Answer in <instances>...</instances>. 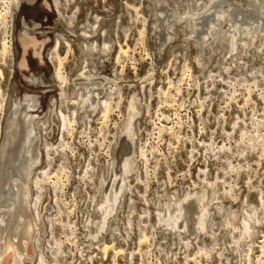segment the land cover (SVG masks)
Returning a JSON list of instances; mask_svg holds the SVG:
<instances>
[{"label": "rangeland", "instance_id": "374dc122", "mask_svg": "<svg viewBox=\"0 0 264 264\" xmlns=\"http://www.w3.org/2000/svg\"><path fill=\"white\" fill-rule=\"evenodd\" d=\"M20 1L0 0V141L10 105L28 95L36 98V118L48 121L45 139L54 147L51 158L41 157L35 165L46 203L43 228L34 244L37 256L24 264H264V45L258 47L259 38L251 42L246 37L244 50L240 44V54L233 58L226 42L209 38L211 32L204 27L192 35L183 16L169 19L171 9L206 0ZM211 1L224 7L232 2L242 10L234 19L248 23L259 18L264 29L260 0ZM252 8L256 12L243 11ZM23 21L36 25L28 35L37 43L25 51L19 39ZM225 27L222 23L221 29ZM205 32L202 42L207 44L202 46ZM103 40L110 41L107 53L83 52V44L100 45ZM55 51L63 65L61 80L55 75ZM96 74L111 79L104 82L103 95L111 97L106 98L110 108L103 117L102 107L83 112L77 102L81 92L72 90L78 91L73 83H80L82 75ZM132 98L138 108L132 121L134 135L120 148ZM53 114L58 116L57 125L50 120ZM61 114L69 121L64 125ZM40 135L44 136L42 131ZM122 148L132 153L131 173L136 176L128 175L125 199L119 198L123 201L96 231L98 174L105 176ZM187 192L194 199L205 194L210 227L188 238L156 222L165 198H182ZM249 202L255 205L260 224L254 225V235L244 245H235L238 218L249 212ZM186 226L187 233L192 232L190 217Z\"/></svg>", "mask_w": 264, "mask_h": 264}, {"label": "bare ground", "instance_id": "6f19581e", "mask_svg": "<svg viewBox=\"0 0 264 264\" xmlns=\"http://www.w3.org/2000/svg\"><path fill=\"white\" fill-rule=\"evenodd\" d=\"M24 1L28 2L29 0H24ZM157 1H159V0H157ZM209 1L210 0H206L203 2V4L201 3L202 5H198V6H195L194 3L192 4V3H190V1H188V4L190 6L188 5L185 8H183L182 10L178 9L179 11H176V10L171 9L169 19L172 17V19L176 20V19H180V16H183L182 17V19H183L182 23H183L184 27L188 26L190 28V32L192 35H193L194 31H199L197 29L198 27L199 28L204 27L205 31L211 32V36L209 38H212V40H215L216 42L220 41V40H223L226 42V44L228 46L226 48L227 53H228V55H229V53L231 54L230 57H233L234 55L236 57H238L237 54L238 55L240 54L239 53L240 50H238V46L240 44H241L240 46H242V47L247 45V40L245 39L246 37H248L251 40H252V38L254 39V37H255V39H256V37H257V38H259V40H258L259 46L258 47L264 45V43H262V41H261V38H264V36H262L264 34V29L260 28V26H259L261 23L259 18H257V20L253 19V20H251V22H248V23L241 21V20H238V19H234L233 17H239L240 18L242 10H240L238 7H235L236 5L234 6L232 4V2L231 3L229 2L230 4L227 2L228 5H226L224 7L223 3L217 2L216 4H209ZM247 1H249V0H247ZM211 2H213V0ZM236 2H235V4H236ZM260 2L262 5H259L260 3L257 2L258 6H259L258 10H260L259 14L264 16V4H263L264 0H260ZM17 3L21 4V1L18 0ZM55 3H57L56 0H55ZM165 5H167V3ZM255 6H257V4ZM240 7H241V5H240ZM230 11H232V16H231L232 18L228 17ZM243 11H245L246 14H248L251 12H256V9L252 8V9H246ZM165 12H166V10H165ZM159 13H161V10ZM159 13H158V15H159ZM165 14H168V13H165ZM160 15L162 16V14H160ZM242 15H244V14H242ZM245 16H246V19H252L251 17H248L247 15H245ZM253 16H255V15H253ZM258 17H260V16L258 15ZM263 19H264V17H263ZM173 22L170 26L173 25ZM253 22H255V24H253ZM222 23H225L227 25V27H225L224 30L221 29ZM174 25H175V23H174ZM156 27H157V25H156ZM188 27H187V29L189 30ZM90 28H91V26H90ZM187 29H186V32H187ZM217 29H219V30H217ZM169 30H171V28H169ZM183 30H181V31L183 32ZM221 31H223V32L220 33ZM92 33H91V35H92ZM197 34H199V33H197ZM192 35H191V38H193ZM240 35H243V36L240 37ZM200 36H201V34H200ZM206 36H207V32L202 34V40H200V42H201L200 44H202V46H206V44H207L206 43L203 45V42H202L206 38ZM170 37H167V38L169 39ZM193 39H195V38H193ZM193 41H194L193 43H196V44L199 42V41L197 42V40H193ZM253 41L254 40H252L251 42H253ZM109 42L110 41H108V40H106V41L103 40L100 45H93L94 43L83 44V46H84L83 52H85V51L89 52V53L95 52L96 54L100 53L102 55V53H105L110 48ZM196 44H195V46H197ZM208 45H209V43H208ZM56 46H57V43H56ZM56 46H55V48H56ZM55 48H53V49H55ZM111 48H112V46H111ZM243 50H244V47H243ZM121 52H123L122 49H121ZM55 53H57V52L55 51L53 53V57L56 58V62H57L56 63L57 64L56 69H55V71H56L55 75H56L58 80H61L62 77L60 78V75H61L60 72L61 71H59V67L60 66L62 67L63 65H60L61 63H60L59 59L57 58L59 53L57 55H54ZM88 55H90V54H88ZM97 57H99V56H97ZM87 58H90V57H87ZM85 59H86V57H85ZM209 59H211V58H209ZM116 60H117V58H116ZM94 61H92V63ZM82 78L83 79H80L81 80L80 83L79 82H76V83L72 82L73 86L76 87L78 90V91H76V90L72 89L73 93L76 94L77 92H79V93L81 92L80 94H78V95H80V97H79L80 100L77 101L79 103L80 109H82L84 112V109H86V108H89V109L91 108V110H96L95 109L96 107H102L100 109V111L102 112V117H103V115L105 116L104 113L106 111L109 112L107 110V107H109L110 105H108V102H107L108 99H106L109 96V94L107 97L103 95V93H104L103 90H104V86H105L104 82H106V83L110 82L111 79L108 77H105V76L97 75V74L96 75H82ZM116 88L117 87H114V89H116ZM105 92H106V89H105ZM109 97H111V96H109ZM77 102H73V103L76 104ZM10 106H11L10 109L8 108L9 110H7V113H6L4 129L2 131V138L0 141V264H24L26 261H29V260L31 261L33 256H35V255L37 256V254L35 253V250H34V248H35L34 244L38 242V237H39L38 233H40V231H42L40 229L43 228V227H41V226H43L42 225V219H41V213L43 210V205L46 203L45 202V198H46L45 193L46 192L44 191V189L41 188L42 186H40V184L38 183V181H40V180L39 179L37 180V178H38L37 174L38 173L36 174L37 168H35L36 167L35 165L40 162L41 157H45V159H48V157L52 153V149L54 147L53 148L50 147L51 145L47 142L46 139L43 138L44 136L42 137L44 139L43 143H42L41 136L38 135V132H41V131L43 133H45L49 129L48 128L49 125L48 126L46 125V123H48L47 120L46 121H39V119H37L36 117H33L32 114H29L32 111H34V110H30V108L33 109L36 106V104L32 100V98H25L23 103H21V102L17 103V101H13V103ZM82 110H80V111H82ZM126 110H127L126 119H125V123L122 127V131H121L123 133L122 135H123L124 140L122 139V142H121L122 144H120L121 145L120 148L126 147L125 144H126L127 139L128 140L130 139L128 141V142H130L132 139V134L134 133L132 121L135 117H137L136 114L138 113L137 104H136V101L134 98H132L129 101ZM86 113H87V111H86ZM93 113H94V111H93ZM86 115H84V116H86ZM61 116H62V118H61L62 122L61 123L64 125L65 124L64 122L68 121V119L65 121V117H64L65 115L63 116L61 114ZM55 118H58L57 114H53V116L51 117V121L53 123L56 122ZM71 118H72V115H71ZM104 118H106V117H104ZM68 124H67V126H68ZM56 125H57V122H56ZM55 150H56V148H55ZM119 152L120 153L116 154L112 158L107 169L104 170L108 176L106 178H104L106 176V174H105V176H103L104 174L102 171H100L98 174L97 186H99V188H101L100 189L101 191L98 195V198L100 197V199H99L100 203L99 204L97 203V210H98L99 218L97 217V220L95 221L96 229H97L96 231H98V230L100 231V229L102 230L107 219L112 216L116 204L120 200H122L119 198L122 196L123 191L126 190V188H128L127 182H129V181H127V180L130 177V176L128 177V175L133 173L132 172L133 171V166H132L133 165V157H132L133 155H132V153L130 154L128 151H126V148H122V150ZM49 158H51V157H49ZM132 175H135V174H132ZM31 183H34L32 186H34V185L36 186V189L34 192V195H35L34 198L30 197V192H32L31 191ZM34 187H32V188H34ZM99 188H96L94 194L97 192V190ZM56 191H57V189H56ZM125 193H126V191H125ZM194 197H195V199L193 198L192 193L187 192L182 196V198L178 197V196H177V199H175V197H172V199L165 198V200L162 202V204H163V206H161L162 208L156 213L157 214L156 215V219H157L156 222L163 224L164 227L167 226V227H171L173 229H176V231L178 233L177 235H180V233H182V234L186 235V238H188L190 234L191 235L193 234V236H194V233L196 234L197 232H200V231L204 232L206 227H207V229H210V227H208V224L206 225V222H207L206 221V217H207L206 215H207V213L209 214V210H207V204H208V202L206 201L207 198L205 197L204 193L196 194V196H194ZM124 202H127V201L125 200ZM128 202H130V201H128ZM247 205L250 208L249 212H246L245 214L241 213L242 214L241 217L239 216V218H238V222L240 225L238 224L239 225L238 237H236V239L233 240L235 245L236 244L239 245V243H242V245H244L243 242L245 243V241H246V239H248V237L254 235L253 234L254 225L256 223L260 224L259 219L254 216V214L256 215V211H257L255 205L250 204V202ZM221 206H223V205H221ZM218 209L221 210V208H219V207H218ZM216 211H219V210L216 209ZM189 217H190V221H191L193 228H192V232L187 233L188 230L186 228H187V226H189L190 222L188 221L189 224H187V226H186V223H187V219H189ZM251 217H252V219H251ZM262 218L260 217V219H262ZM211 224H209V225H211ZM173 229H172V231H173ZM215 230H216V228H215ZM89 235H91V234H89ZM198 235H199V233H198ZM92 236H93V238H95V234H93ZM177 237H179V236H177ZM211 237H212V235H211ZM190 238H192V237H190ZM248 245H251V244H248ZM248 245H245V246H248ZM240 246H241V244H240ZM105 248H108V247H105ZM248 248H249V246H248ZM220 256H222V255H220Z\"/></svg>", "mask_w": 264, "mask_h": 264}, {"label": "flooded vegetation", "instance_id": "af4514ba", "mask_svg": "<svg viewBox=\"0 0 264 264\" xmlns=\"http://www.w3.org/2000/svg\"><path fill=\"white\" fill-rule=\"evenodd\" d=\"M23 27H24V29H23L22 34H20L19 39L21 40L20 43H21V46H22V51H25L26 48H27V46H34V44L37 43V40H36L33 36L28 35V30H29L30 28L35 29V28H36V25L33 26V27H30L29 25H27V24L25 23V21H23ZM40 45H41V44H40ZM40 45H39V46H40ZM34 52L37 53L36 55L38 56V58H39L40 60L43 59V56H42L38 51H37V52L34 51ZM21 64H23V58H22V62H21ZM25 98H32V100H33V101L35 102V104H36V98H35L34 96H28V95L23 96L22 99H18V100H17V103H19V102L23 103L24 100H25ZM33 98H34V99H33ZM11 109H12V108H11ZM30 110H34V111H36V106H35V108H33V109L30 108ZM34 111H32V112L29 113V114H32L33 117H36V116L34 115L35 113H33ZM50 120H51V118H50ZM40 121H43V120H40ZM49 129H50V128H49ZM49 129H48L45 133H43L44 137L40 135V132H38V135L41 136V141H42V143H43V140L45 139V136H46L47 132L49 131ZM42 137H43L44 139H43Z\"/></svg>", "mask_w": 264, "mask_h": 264}]
</instances>
